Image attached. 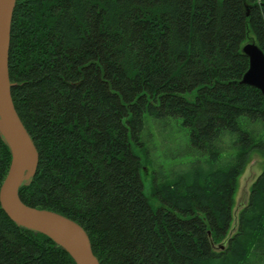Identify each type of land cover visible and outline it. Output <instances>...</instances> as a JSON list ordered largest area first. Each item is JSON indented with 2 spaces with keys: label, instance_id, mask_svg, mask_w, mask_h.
<instances>
[{
  "label": "trees",
  "instance_id": "1",
  "mask_svg": "<svg viewBox=\"0 0 264 264\" xmlns=\"http://www.w3.org/2000/svg\"><path fill=\"white\" fill-rule=\"evenodd\" d=\"M249 42L264 52V0H18L12 94L40 153L22 201L82 226L101 264H264V171L231 235L264 154ZM11 160L0 137V187ZM0 264L75 263L0 206Z\"/></svg>",
  "mask_w": 264,
  "mask_h": 264
},
{
  "label": "water",
  "instance_id": "2",
  "mask_svg": "<svg viewBox=\"0 0 264 264\" xmlns=\"http://www.w3.org/2000/svg\"><path fill=\"white\" fill-rule=\"evenodd\" d=\"M17 1L0 0V137L12 156L8 174L0 187V206L18 227L46 236L75 264H101L82 226L58 213L29 207L20 197L21 188L31 185L37 175L40 153L16 109L12 94L17 86L10 76L12 24ZM243 53L249 59V69L240 83L260 90L264 96V52L255 42H249L243 47ZM246 203L235 210L231 235ZM226 244L227 241L214 248L224 250Z\"/></svg>",
  "mask_w": 264,
  "mask_h": 264
},
{
  "label": "rangeland",
  "instance_id": "3",
  "mask_svg": "<svg viewBox=\"0 0 264 264\" xmlns=\"http://www.w3.org/2000/svg\"><path fill=\"white\" fill-rule=\"evenodd\" d=\"M173 129H172V142L171 145H177L186 144L185 135L182 131H180V127L178 126V123L174 121L172 123ZM264 171V154L259 151H254L251 155V161L247 165L243 175L238 180V191L235 197V207L234 209L237 210L238 206L242 204L243 202H246L248 204L250 194H251V188L253 184L256 182V180L259 178V176ZM153 176L152 168H150L149 172H145V194L147 198L150 201V204L153 206L154 209H157L159 206H161L160 201L152 196L151 189H150V181Z\"/></svg>",
  "mask_w": 264,
  "mask_h": 264
},
{
  "label": "bare ground",
  "instance_id": "4",
  "mask_svg": "<svg viewBox=\"0 0 264 264\" xmlns=\"http://www.w3.org/2000/svg\"><path fill=\"white\" fill-rule=\"evenodd\" d=\"M17 84V83H16Z\"/></svg>",
  "mask_w": 264,
  "mask_h": 264
}]
</instances>
